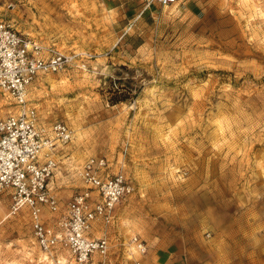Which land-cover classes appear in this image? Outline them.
<instances>
[{
  "label": "rangeland",
  "instance_id": "obj_1",
  "mask_svg": "<svg viewBox=\"0 0 264 264\" xmlns=\"http://www.w3.org/2000/svg\"><path fill=\"white\" fill-rule=\"evenodd\" d=\"M0 19L75 55L28 92L43 122L72 129L55 151L61 204L90 156L134 184L105 227L108 254L85 264H133V235L199 264H264V0H0ZM118 72L137 91L110 104ZM13 110L0 93V118ZM10 205L0 192V264H77L44 252Z\"/></svg>",
  "mask_w": 264,
  "mask_h": 264
},
{
  "label": "built area",
  "instance_id": "obj_2",
  "mask_svg": "<svg viewBox=\"0 0 264 264\" xmlns=\"http://www.w3.org/2000/svg\"><path fill=\"white\" fill-rule=\"evenodd\" d=\"M176 1L147 0V5ZM74 57L40 44L0 19V93L14 106L0 118V192L9 193L13 213L26 209L32 235L44 252L53 255L63 249L75 263L85 264L108 254L105 227L113 225L117 205L133 193L134 184L122 170L112 172L106 158L90 156L76 168L82 185L65 206L53 190L55 151L71 139L72 129L62 121L43 122L28 92L38 75L62 71ZM97 229L103 234L94 235ZM130 240L137 254L147 252L139 237ZM133 264L143 263L136 258Z\"/></svg>",
  "mask_w": 264,
  "mask_h": 264
},
{
  "label": "crops",
  "instance_id": "obj_3",
  "mask_svg": "<svg viewBox=\"0 0 264 264\" xmlns=\"http://www.w3.org/2000/svg\"><path fill=\"white\" fill-rule=\"evenodd\" d=\"M45 218L48 219V222H52V218H49V214L46 213ZM95 226L99 228L100 223L97 222ZM102 234V230L97 229L94 232V235L96 236H100ZM131 249L132 246L130 247V256L133 257V260L139 258L142 260L143 264H199L198 261H192L194 259L192 256L184 254L182 249L179 248L177 244H172V242H158L156 244H149L147 252L142 256ZM134 253H136L135 256H133ZM215 261L209 264H216ZM57 262H59V260H57Z\"/></svg>",
  "mask_w": 264,
  "mask_h": 264
},
{
  "label": "trees",
  "instance_id": "obj_4",
  "mask_svg": "<svg viewBox=\"0 0 264 264\" xmlns=\"http://www.w3.org/2000/svg\"><path fill=\"white\" fill-rule=\"evenodd\" d=\"M124 68V66H121ZM136 86L131 78L120 76V72L116 77H109L103 87V92L106 93L107 100L110 104L131 100L135 96Z\"/></svg>",
  "mask_w": 264,
  "mask_h": 264
},
{
  "label": "bare ground",
  "instance_id": "obj_5",
  "mask_svg": "<svg viewBox=\"0 0 264 264\" xmlns=\"http://www.w3.org/2000/svg\"><path fill=\"white\" fill-rule=\"evenodd\" d=\"M47 81H50V79H46Z\"/></svg>",
  "mask_w": 264,
  "mask_h": 264
}]
</instances>
